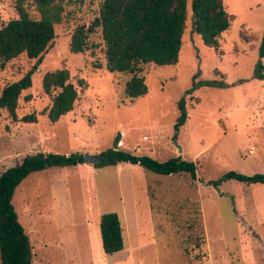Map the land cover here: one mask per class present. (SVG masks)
<instances>
[{
  "label": "rangeland",
  "instance_id": "374dc122",
  "mask_svg": "<svg viewBox=\"0 0 264 264\" xmlns=\"http://www.w3.org/2000/svg\"><path fill=\"white\" fill-rule=\"evenodd\" d=\"M224 3L232 21L219 45H206L194 31L190 9L178 63L144 65L149 92L131 99L125 92L131 74L106 68L100 31L90 40L97 47L70 51L74 29L94 19L98 0L67 2L57 36L19 98L17 119L2 111L0 175L37 152L100 156L119 136L117 147L134 154L194 161L197 178L129 162L30 174L16 189L14 205L34 264H264V184H207L232 170L264 173V78L255 75L257 62L264 63V0ZM27 7L40 17L35 5ZM17 17L16 0H0V27ZM36 62L22 54L0 68V94ZM57 69L69 70L78 98L53 123L47 116L52 95L42 80ZM183 96L188 119L177 130ZM29 115L36 121L23 120ZM109 212L119 215L124 238V248L113 254L101 240V217Z\"/></svg>",
  "mask_w": 264,
  "mask_h": 264
},
{
  "label": "trees",
  "instance_id": "16d2710c",
  "mask_svg": "<svg viewBox=\"0 0 264 264\" xmlns=\"http://www.w3.org/2000/svg\"><path fill=\"white\" fill-rule=\"evenodd\" d=\"M71 0H16L19 17L0 27V68L22 54L37 59L33 67L19 80L5 86L0 94V117L7 110L13 120L17 119V106L23 91L32 86V77L43 61L44 53L57 34L55 24L60 23ZM33 4L40 17L30 14L27 5ZM191 9L194 31L208 46L219 45V36L231 24L232 15L224 0H98V11L89 23L79 24L73 31L70 51L83 53L97 47L90 42L91 36L100 31L106 68L110 72L131 74L125 85L126 95L139 98L148 94L149 87L142 75L146 64L159 66L177 64L182 48L186 22ZM264 56V33L260 45ZM258 78H264V63L257 62ZM197 77V74L194 78ZM68 69L45 73L43 90L52 95L47 116L53 123L73 110L78 98L76 85L70 80ZM194 82L191 90L196 88ZM28 100L30 95L26 97ZM179 116L175 124L178 130L188 119L187 101L183 96L178 101ZM36 121L35 115L23 117ZM264 131V128H263ZM103 151L98 167L117 165L122 162L137 164L155 173L170 175L187 172L197 178V165L181 155L159 161L149 155H137L117 147ZM84 153L62 154L37 152L26 155L16 165L0 175V264H34L30 236L19 219L14 205L16 189L30 174L50 167L72 166L84 163ZM237 180L247 184H264V173L246 175L229 171L207 184L219 187L224 181ZM101 240L104 251L113 254L124 248L122 224L116 212L101 217Z\"/></svg>",
  "mask_w": 264,
  "mask_h": 264
},
{
  "label": "water",
  "instance_id": "95a60500",
  "mask_svg": "<svg viewBox=\"0 0 264 264\" xmlns=\"http://www.w3.org/2000/svg\"><path fill=\"white\" fill-rule=\"evenodd\" d=\"M178 148H179V152L182 153L183 152V149L182 147H180L179 145H177ZM84 159H85V162H90L94 165H98L100 163V161L102 160V156H91L89 154H84Z\"/></svg>",
  "mask_w": 264,
  "mask_h": 264
}]
</instances>
